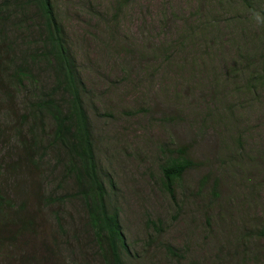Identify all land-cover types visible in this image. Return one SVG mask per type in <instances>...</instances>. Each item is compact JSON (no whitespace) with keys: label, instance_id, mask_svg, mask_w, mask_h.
I'll return each instance as SVG.
<instances>
[{"label":"rangeland","instance_id":"374dc122","mask_svg":"<svg viewBox=\"0 0 264 264\" xmlns=\"http://www.w3.org/2000/svg\"><path fill=\"white\" fill-rule=\"evenodd\" d=\"M50 3L123 264H264V24L252 19L264 0ZM13 9L0 27L26 51L35 9ZM35 73V86L7 89L0 76V264H104L63 152L49 148L53 122L21 120L51 86L47 69ZM185 158L196 166L170 193L162 168Z\"/></svg>","mask_w":264,"mask_h":264},{"label":"trees","instance_id":"16d2710c","mask_svg":"<svg viewBox=\"0 0 264 264\" xmlns=\"http://www.w3.org/2000/svg\"><path fill=\"white\" fill-rule=\"evenodd\" d=\"M9 7H14L19 18L26 16L23 14L25 9L34 7L33 15L38 24L34 27L33 37L38 39V43L35 40L36 45H29L26 51H19L0 27V60L4 63L0 65V76L9 78L8 86L4 89L10 86L21 87L25 83L35 86L38 80L35 68L41 66L48 70L51 76L50 88L37 94L33 102L28 104L27 115H21V120L26 122L32 119L36 122L39 118L48 117L53 122L49 148L58 151L56 158L63 152L64 177H71L77 194L85 201L88 222L103 253L104 264H123L120 252L126 249L123 233L115 214L109 211L106 204V190L95 164L92 129L82 102L83 89L53 6L50 0H4L0 4V25L6 20L3 12ZM57 97L60 99L57 100ZM176 152L183 157L186 148H178ZM195 166L187 158L164 166L162 175L167 190L172 193L174 182ZM2 202L5 203L0 195V208ZM28 226H32L31 221L25 222L21 229H27ZM261 234H264V230Z\"/></svg>","mask_w":264,"mask_h":264},{"label":"clouds","instance_id":"9594fccd","mask_svg":"<svg viewBox=\"0 0 264 264\" xmlns=\"http://www.w3.org/2000/svg\"><path fill=\"white\" fill-rule=\"evenodd\" d=\"M252 19L258 23L264 24V14L259 11H255L252 15Z\"/></svg>","mask_w":264,"mask_h":264}]
</instances>
